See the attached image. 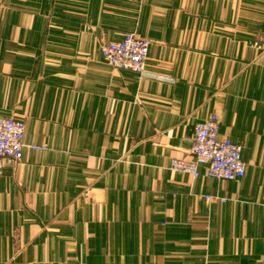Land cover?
Returning <instances> with one entry per match:
<instances>
[{"label": "crops", "instance_id": "crops-1", "mask_svg": "<svg viewBox=\"0 0 264 264\" xmlns=\"http://www.w3.org/2000/svg\"><path fill=\"white\" fill-rule=\"evenodd\" d=\"M128 32L142 74L103 60ZM263 45L264 0H0V114L42 146L3 166L0 264H264ZM211 113L241 178L169 169Z\"/></svg>", "mask_w": 264, "mask_h": 264}, {"label": "built area", "instance_id": "built-area-1", "mask_svg": "<svg viewBox=\"0 0 264 264\" xmlns=\"http://www.w3.org/2000/svg\"><path fill=\"white\" fill-rule=\"evenodd\" d=\"M149 40L134 32L101 45L103 60L113 68L142 74L148 57ZM264 56V45L261 48ZM25 122L21 118L0 114V175L6 163L14 164L21 157L23 147L41 149L42 146L24 142ZM240 145L219 133V118L215 113L197 121L193 126L190 146L191 158L173 156L169 169L198 176V166L206 167V175L217 180H232L244 176L246 163L240 156ZM87 191V193H86ZM88 194V189L82 193ZM207 199L214 198L206 195ZM223 199V198H221Z\"/></svg>", "mask_w": 264, "mask_h": 264}, {"label": "rangeland", "instance_id": "rangeland-1", "mask_svg": "<svg viewBox=\"0 0 264 264\" xmlns=\"http://www.w3.org/2000/svg\"><path fill=\"white\" fill-rule=\"evenodd\" d=\"M87 187H88V186H85V188H83L82 191H81V193H80L81 195H83V196H85V197H86L88 194H87V195H84V194H82V193L84 192L85 189H88ZM86 193H87V191H86Z\"/></svg>", "mask_w": 264, "mask_h": 264}]
</instances>
